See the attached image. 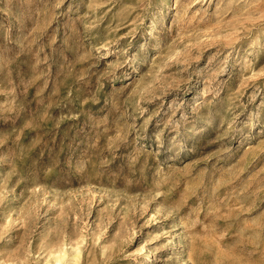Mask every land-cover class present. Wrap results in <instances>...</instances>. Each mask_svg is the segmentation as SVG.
Wrapping results in <instances>:
<instances>
[{
    "label": "rangeland",
    "instance_id": "obj_1",
    "mask_svg": "<svg viewBox=\"0 0 264 264\" xmlns=\"http://www.w3.org/2000/svg\"><path fill=\"white\" fill-rule=\"evenodd\" d=\"M0 264H264V0H0Z\"/></svg>",
    "mask_w": 264,
    "mask_h": 264
}]
</instances>
